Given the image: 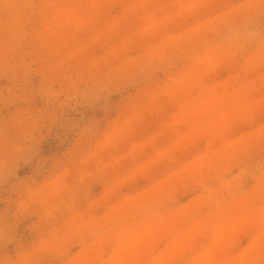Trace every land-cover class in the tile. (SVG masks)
<instances>
[{"label": "rangeland", "instance_id": "obj_1", "mask_svg": "<svg viewBox=\"0 0 264 264\" xmlns=\"http://www.w3.org/2000/svg\"><path fill=\"white\" fill-rule=\"evenodd\" d=\"M129 3L0 0V264H67L83 247L72 234L73 217L103 216L125 197L188 203L199 190L183 169L207 142L169 151L176 135L164 125L177 102L163 85L196 55L212 59L208 84L264 73L261 66L245 74L264 38V0H208L147 31V13L162 18L166 10L159 3L133 10ZM218 15L225 17L220 32L247 37L242 50L213 48L220 37L201 26ZM168 37L181 41L165 43ZM250 95L258 99L264 89ZM262 125L264 107H257L234 120L225 137ZM261 169L264 141L242 148L223 178L246 193ZM249 242L241 233L234 251ZM206 244L200 237L194 251ZM113 246L105 245V256Z\"/></svg>", "mask_w": 264, "mask_h": 264}, {"label": "clouds", "instance_id": "obj_2", "mask_svg": "<svg viewBox=\"0 0 264 264\" xmlns=\"http://www.w3.org/2000/svg\"><path fill=\"white\" fill-rule=\"evenodd\" d=\"M208 0H130L128 7L146 10L159 3L166 10L162 18L148 12V29L155 30L173 16L205 6ZM225 17L218 15L201 27L213 31L219 40L217 50L235 53L243 49L247 37L232 29L220 32ZM181 37H168L165 43L178 44ZM212 59L196 55L190 67L173 74L163 91L175 99L177 110L164 125L176 140L169 151L206 140V149L191 159L184 171L193 179L198 193L186 204L174 198L144 194L125 197L107 207L103 216L85 218L76 214L72 234L80 239L81 252L67 264H260L264 261V169L259 171L253 190L238 193L235 180H225L230 161L244 147L264 141V125L235 139L225 134L236 119H246L264 96L252 98L251 90L264 89V73L256 80L239 78L208 84ZM264 66V38L246 61V72ZM199 177V179H196ZM214 181L212 183L208 181ZM119 183V182H118ZM118 183L109 187L97 203L105 202ZM241 233L250 234L248 246L234 251ZM205 237L198 251L193 245ZM112 242L110 254L105 245ZM22 264V262H21Z\"/></svg>", "mask_w": 264, "mask_h": 264}]
</instances>
